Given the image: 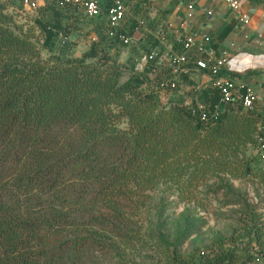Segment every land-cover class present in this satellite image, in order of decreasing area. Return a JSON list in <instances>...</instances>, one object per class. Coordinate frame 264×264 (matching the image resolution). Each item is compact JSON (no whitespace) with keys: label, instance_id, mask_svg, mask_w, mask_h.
I'll return each instance as SVG.
<instances>
[{"label":"trees","instance_id":"obj_1","mask_svg":"<svg viewBox=\"0 0 264 264\" xmlns=\"http://www.w3.org/2000/svg\"><path fill=\"white\" fill-rule=\"evenodd\" d=\"M51 5L38 8L51 16L21 23L27 11L0 0V264H88L97 252L136 264V255L146 258L141 220L153 193L164 187L190 203L215 177L248 176L247 152L256 153L264 119L238 105L214 118V90L199 97L205 120L187 103L162 102L171 74L159 58L137 73L95 40L80 58L54 53L56 42L70 45L64 20L83 14ZM102 30L110 47L146 54L156 46L126 47ZM250 231L259 261L264 234ZM238 239L192 253L175 247L159 264H239Z\"/></svg>","mask_w":264,"mask_h":264},{"label":"rangeland","instance_id":"obj_2","mask_svg":"<svg viewBox=\"0 0 264 264\" xmlns=\"http://www.w3.org/2000/svg\"><path fill=\"white\" fill-rule=\"evenodd\" d=\"M256 2L252 5L253 7L260 4H256ZM38 3L39 8L43 6L41 3L46 4L48 9L53 8V5L44 0H39ZM205 3L209 7L220 5L209 0H205ZM18 10L23 9L19 7ZM173 10V7L155 5L151 12L163 15L167 19V16L173 14ZM26 11L23 13L27 14V17L25 16L22 20L17 17L19 22L28 23L29 18L41 14L51 16V12H39V9L31 11L27 8ZM19 15L23 16L20 13ZM248 16H252L251 13ZM67 18L68 20L65 19L63 24L70 25L71 31L68 39L70 45L62 47L60 43L56 42L54 53L61 52L65 57L80 58L95 40L100 49L115 57L120 56L129 69H135L133 64L130 65L132 54H136L139 60L145 62L146 54L143 50L133 51L119 44L110 47L108 44L110 40L102 36V29L105 28L103 22L87 20L83 15H79L74 22L69 17ZM25 26L28 27V24ZM24 29L27 28L24 27ZM138 36L134 37L138 38ZM35 37L38 38L37 33ZM38 44L42 45L41 42ZM42 54L44 57L50 55L47 50H42ZM137 70L135 72L141 73L143 69L138 68ZM248 74L241 81L255 88L258 95L255 108L259 109L261 113L257 114L255 109L253 114L264 119V87H261L264 83V72L249 71ZM148 78L152 81L154 76L149 74ZM235 79L238 80V78ZM191 80L195 84L198 79L193 75ZM186 91L183 88L177 96L160 99L162 102L173 99V102L176 103H189V94ZM247 156L250 158L251 170L248 176L241 179H233L228 176L215 177L201 188L197 201L183 203L178 200L175 193L164 187L156 190L141 220L144 241V250L141 251V254L146 258L142 260L140 256L136 255L134 258L136 264H140L141 261L143 264H159L160 260L171 256L175 247L180 253L209 250L220 238L226 240L239 238L236 243V249L241 256L239 264H264L263 255L259 254V261L256 260V246L250 244V239L246 236V233L251 232L252 226L264 234V171L255 152L249 149ZM251 236L257 237L254 233H251ZM88 264L122 263L110 253L97 252L92 255Z\"/></svg>","mask_w":264,"mask_h":264},{"label":"built area","instance_id":"obj_3","mask_svg":"<svg viewBox=\"0 0 264 264\" xmlns=\"http://www.w3.org/2000/svg\"><path fill=\"white\" fill-rule=\"evenodd\" d=\"M50 4L56 5L60 9L73 8L82 12L83 16L89 20H104L107 31L106 35L110 38L117 37L118 41L126 47L137 46L138 41L144 40L147 22L144 12L151 5L159 2L165 4L174 3L176 11L183 13L182 32L173 40V46L168 48L163 44L164 32H157L161 45L150 47L145 56V64L151 60L159 58V63L163 67L167 65L170 71V78L165 83L168 90L162 91L161 99H167L169 96L174 97L180 91L177 89L178 84H183L184 89L194 92V98L187 105L192 107L194 112L200 113L203 120L207 119L205 106L201 103L199 97L203 91L214 90L218 93V102L215 105L212 115L217 118L224 112L228 105H238L243 112L253 113L258 101V95L255 88L241 80H236L226 74L229 65V56L221 54L217 56L210 48V37L189 33L187 31L188 23L194 19L197 12L205 16L211 15V12L203 6L201 0H44ZM212 3L224 5L229 8L238 19L243 23L248 21V15L241 11V3L237 0H209ZM39 0H22V4L31 11L39 8ZM264 17V13H263ZM133 36H129V31L133 27ZM121 30L120 34L118 31ZM138 36V38L134 36ZM179 49H174L175 46ZM135 62L142 64L138 58ZM188 75L189 80L192 76H205L204 82L195 83L194 86L183 83L182 76ZM164 84H162L163 86ZM170 97V98H171ZM193 105H190L192 103ZM256 155L262 164L264 171V127L258 139ZM258 261V259H257Z\"/></svg>","mask_w":264,"mask_h":264},{"label":"crops","instance_id":"obj_4","mask_svg":"<svg viewBox=\"0 0 264 264\" xmlns=\"http://www.w3.org/2000/svg\"><path fill=\"white\" fill-rule=\"evenodd\" d=\"M237 1L241 3V11L243 13H246L247 15L251 13L252 15L248 16V21L246 23L240 21L237 15L226 6L215 5L209 7L206 6L205 0H201L203 6L211 12V15L205 16L204 14L197 12L194 19L189 22L187 26V31L189 33L206 35L214 40L215 46H209V48L217 56H220L221 54L229 56V65L226 74L234 79L238 78V76L247 75L249 71H256L259 73L264 72V0ZM254 2L260 4L253 7L252 5ZM12 3L16 8L20 7L24 10L27 9L21 3V0H12ZM41 4L43 6H40V8L46 7V4ZM156 5L173 7V14L167 16L168 18L165 19L163 15L151 12L154 10L155 5L149 6L144 12V17L147 22L144 40L148 42V45L151 46L155 44L156 46H159L160 49L164 50L165 46H163V44L168 48H171L173 46L174 38L181 34L183 30V13L176 11L174 3L165 4L159 2ZM159 31L164 32V42L162 45V42H160V39L157 36V32ZM174 49L178 50L179 46H175ZM118 58L120 62L124 63L120 56H118ZM135 59L133 62H130L131 66L132 64L135 66L134 70L138 71V68L144 70V63L138 64L135 62ZM140 61L142 62V60ZM197 79L198 80H196L195 83L204 82L207 78L202 75L197 77ZM190 87L192 86H189V88ZM261 87H264V83ZM256 113L260 114L261 112L259 109H256Z\"/></svg>","mask_w":264,"mask_h":264}]
</instances>
